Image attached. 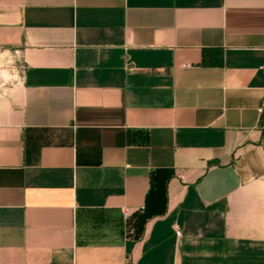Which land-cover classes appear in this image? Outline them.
I'll list each match as a JSON object with an SVG mask.
<instances>
[{
	"label": "crops",
	"instance_id": "0c3cea01",
	"mask_svg": "<svg viewBox=\"0 0 264 264\" xmlns=\"http://www.w3.org/2000/svg\"><path fill=\"white\" fill-rule=\"evenodd\" d=\"M0 264H264V0H0Z\"/></svg>",
	"mask_w": 264,
	"mask_h": 264
},
{
	"label": "built area",
	"instance_id": "2783aa9c",
	"mask_svg": "<svg viewBox=\"0 0 264 264\" xmlns=\"http://www.w3.org/2000/svg\"><path fill=\"white\" fill-rule=\"evenodd\" d=\"M257 111H258V113H261L263 111V106H259L257 108ZM122 215H123V217H126L128 215L127 209H125V208L122 209ZM176 233L178 234L179 231H176Z\"/></svg>",
	"mask_w": 264,
	"mask_h": 264
},
{
	"label": "rangeland",
	"instance_id": "374dc122",
	"mask_svg": "<svg viewBox=\"0 0 264 264\" xmlns=\"http://www.w3.org/2000/svg\"><path fill=\"white\" fill-rule=\"evenodd\" d=\"M5 76H7V75H5Z\"/></svg>",
	"mask_w": 264,
	"mask_h": 264
}]
</instances>
